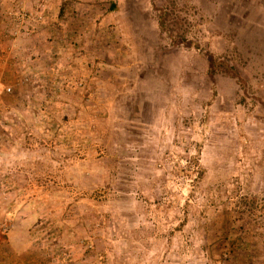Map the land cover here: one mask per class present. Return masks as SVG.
<instances>
[{"label":"rangeland","instance_id":"obj_1","mask_svg":"<svg viewBox=\"0 0 264 264\" xmlns=\"http://www.w3.org/2000/svg\"><path fill=\"white\" fill-rule=\"evenodd\" d=\"M0 264H264V0H0Z\"/></svg>","mask_w":264,"mask_h":264},{"label":"trees","instance_id":"obj_2","mask_svg":"<svg viewBox=\"0 0 264 264\" xmlns=\"http://www.w3.org/2000/svg\"><path fill=\"white\" fill-rule=\"evenodd\" d=\"M210 63L213 65L214 64V59H213V57L212 56H210Z\"/></svg>","mask_w":264,"mask_h":264}]
</instances>
